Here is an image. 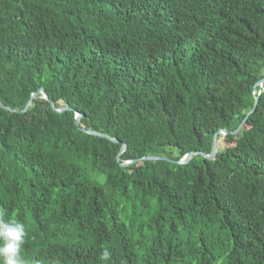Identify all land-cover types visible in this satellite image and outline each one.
<instances>
[{
	"label": "trees",
	"instance_id": "obj_1",
	"mask_svg": "<svg viewBox=\"0 0 264 264\" xmlns=\"http://www.w3.org/2000/svg\"><path fill=\"white\" fill-rule=\"evenodd\" d=\"M262 77L264 0H0V207L28 264H264ZM40 88L69 109H25Z\"/></svg>",
	"mask_w": 264,
	"mask_h": 264
},
{
	"label": "clouds",
	"instance_id": "obj_2",
	"mask_svg": "<svg viewBox=\"0 0 264 264\" xmlns=\"http://www.w3.org/2000/svg\"><path fill=\"white\" fill-rule=\"evenodd\" d=\"M26 236V225L12 218L6 208L0 207V264H28L23 256ZM111 256L105 249L99 258L107 262L111 260Z\"/></svg>",
	"mask_w": 264,
	"mask_h": 264
},
{
	"label": "water",
	"instance_id": "obj_3",
	"mask_svg": "<svg viewBox=\"0 0 264 264\" xmlns=\"http://www.w3.org/2000/svg\"><path fill=\"white\" fill-rule=\"evenodd\" d=\"M263 84H264V77H262V78H261V79L255 84V87H254V89H253L254 94H256L254 107L256 106V104H257V102H258V94H257V88H256V87H257L258 85H259V86H262ZM37 93H41L42 97H44L45 99L49 100V98H48V96H47V93L45 92L44 88H40L37 92H35V93L32 94L31 98L29 99V101H28L27 104H26L25 109L30 105L32 98H33ZM49 102H50V105L52 106V108H53L54 110H56V111H63V110L69 109L68 106H54L53 103H52V101L49 100ZM0 107H3V108H5V109L12 110L10 107L5 106V105H4L3 103H1V102H0ZM254 107L248 112V114L251 113V112L253 111ZM80 117H81V114L78 113V112H76V116H75V122H76V124H79ZM246 118H247V117L244 118L243 122L246 120ZM243 122H242V123H243ZM241 125H242V124H241ZM241 125H240L236 130H234V131H232V132H233V133H236V132L240 129ZM82 129L84 130V128H82ZM86 131H87V132H90V133H93V134H96V135L104 136V134H102V133H100V132H97V131H94V130H86ZM228 132H229V131L226 130V129H221V130H219L218 132H216V133L214 134V136H213V140H212V147H211V151H210V153H204V152H201V151H190V152L186 153V154H185L180 160H177L176 162H177V163H180V164L186 163V162H188V161L190 160V158H191L193 155H195V154H200V155H202L203 157H206V158H208V159H212V158H214L215 155H216V152H217L218 136H219L220 134H222V135H226ZM108 138H110V137H108ZM110 139H112V140H114V141H117V140L114 139V138H110ZM124 149H125V144L121 147L120 151H123ZM146 159H147V160H160V159H161V160H164V159H167V158L164 157V156L147 155V156H144V157H142L141 159H138V160H146ZM134 161H136V159H135V160H128V161H125L124 163H122V165H127V164H130L131 162H134Z\"/></svg>",
	"mask_w": 264,
	"mask_h": 264
},
{
	"label": "rangeland",
	"instance_id": "obj_4",
	"mask_svg": "<svg viewBox=\"0 0 264 264\" xmlns=\"http://www.w3.org/2000/svg\"><path fill=\"white\" fill-rule=\"evenodd\" d=\"M224 142H225V141H224ZM224 142H223V141H222V142L220 141V146L224 145V144H225Z\"/></svg>",
	"mask_w": 264,
	"mask_h": 264
}]
</instances>
